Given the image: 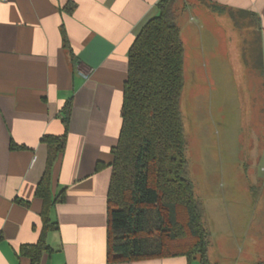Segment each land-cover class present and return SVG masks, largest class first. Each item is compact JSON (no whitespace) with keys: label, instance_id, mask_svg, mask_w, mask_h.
Instances as JSON below:
<instances>
[{"label":"crops","instance_id":"0c3cea01","mask_svg":"<svg viewBox=\"0 0 264 264\" xmlns=\"http://www.w3.org/2000/svg\"><path fill=\"white\" fill-rule=\"evenodd\" d=\"M159 1L0 0V264H30L17 252L36 244L42 230V202L34 196L46 165L41 138L63 133L61 112L68 103L65 148L50 174L51 195L63 189L65 200L49 211L57 230L46 234L49 252L38 264H109L106 195L127 53L157 15ZM68 3L74 4L71 14L64 10ZM186 6L192 23L222 16L211 9L216 6L254 14L264 31V0H189ZM61 29L70 51L62 48ZM115 264L188 262L176 257Z\"/></svg>","mask_w":264,"mask_h":264},{"label":"trees","instance_id":"16d2710c","mask_svg":"<svg viewBox=\"0 0 264 264\" xmlns=\"http://www.w3.org/2000/svg\"><path fill=\"white\" fill-rule=\"evenodd\" d=\"M179 0H160L157 15L140 29L127 53L122 88L121 126L110 150V179L106 195L109 264L184 257L188 264H210L209 235L203 208L194 196L185 157L187 144L179 109L183 90V44L178 26ZM74 4L64 10L71 14ZM233 18L257 22L252 13L211 6ZM62 48L70 51L61 29ZM69 103L62 109L60 136L45 135L46 165L34 196L42 202V230L34 245L18 249V257L38 264L49 252L48 232L57 230L49 219L52 207L65 200L64 190L50 192L51 169L65 148ZM10 144V149H19ZM100 165H97L99 168ZM27 206V202L17 201Z\"/></svg>","mask_w":264,"mask_h":264},{"label":"rangeland","instance_id":"374dc122","mask_svg":"<svg viewBox=\"0 0 264 264\" xmlns=\"http://www.w3.org/2000/svg\"><path fill=\"white\" fill-rule=\"evenodd\" d=\"M188 2L177 3L184 50L179 109L209 260H264V31L227 13L192 23Z\"/></svg>","mask_w":264,"mask_h":264},{"label":"built area","instance_id":"2783aa9c","mask_svg":"<svg viewBox=\"0 0 264 264\" xmlns=\"http://www.w3.org/2000/svg\"><path fill=\"white\" fill-rule=\"evenodd\" d=\"M1 1H6V0H1Z\"/></svg>","mask_w":264,"mask_h":264}]
</instances>
